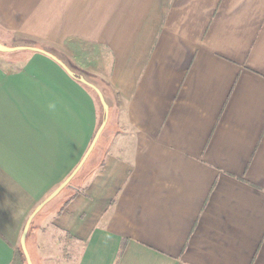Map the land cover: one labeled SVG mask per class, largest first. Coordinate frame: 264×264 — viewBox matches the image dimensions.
Wrapping results in <instances>:
<instances>
[{"label": "crops", "instance_id": "obj_1", "mask_svg": "<svg viewBox=\"0 0 264 264\" xmlns=\"http://www.w3.org/2000/svg\"><path fill=\"white\" fill-rule=\"evenodd\" d=\"M0 33L109 108L31 264H264V0H0ZM20 53L0 54V264L26 263L98 130L79 81Z\"/></svg>", "mask_w": 264, "mask_h": 264}, {"label": "water", "instance_id": "obj_2", "mask_svg": "<svg viewBox=\"0 0 264 264\" xmlns=\"http://www.w3.org/2000/svg\"><path fill=\"white\" fill-rule=\"evenodd\" d=\"M16 52H29V53H36V54L44 55V56L48 57L49 59H51L52 61H54L55 63H57L71 78L77 79L76 75H74L63 63H61L58 59H56L52 55L48 54L47 52H44L41 49H37V48H33V47H7V46L0 44V53L1 54H11V53H16ZM77 80L79 81L80 84H82L86 87H89L96 94V96L99 100V103L101 105L102 111H103L102 121L98 127V130H97L89 148L87 149L86 153L84 154L83 158L81 159V162L79 163V165L75 168V170L71 173V175H69L61 185H59L42 203H40L34 209L32 215L27 220V223L25 225L23 235L21 238V248H22V251H23V254H24V257H25L27 264H31V262H30L29 255L26 251L25 238H26V235H27V232H28V229H29V226H30L32 220L42 211V209L48 203H50L52 200H54L67 186H69L72 179L77 175V173L80 171V169L83 167V165L85 164V162L87 161V159L91 155V153L94 150L101 134L103 133V131L105 129L107 121H108L109 108H108V106L104 100L102 93L94 85L90 84L85 79L79 78Z\"/></svg>", "mask_w": 264, "mask_h": 264}, {"label": "rangeland", "instance_id": "obj_3", "mask_svg": "<svg viewBox=\"0 0 264 264\" xmlns=\"http://www.w3.org/2000/svg\"><path fill=\"white\" fill-rule=\"evenodd\" d=\"M0 40L1 41H5V40H7V42L8 41H10V36H8V35H5V34H3V33H0ZM0 41V42H1ZM25 43H27L26 45H24V43H22V42H19V47H33V48H37V47H35L34 45H33V43H28V42H25ZM0 44H3V43H0ZM10 47H12V46H10ZM37 49H40V48H37ZM22 53H29V52H21L20 53V55L22 54ZM1 54V53H0ZM15 54H19V52H16ZM31 54H33V53H31ZM1 55H6L5 57H8V56H12L13 54L11 53V54H1ZM24 54H22V56H23ZM21 56V57H22ZM77 76L78 77H81V78H83V79H85L87 82H89L88 81V79H87V77H82V74H77ZM90 84H92L91 82H89ZM82 87H85L86 89H87V91L91 94V96L93 97V99H94V101H95V103H96V107H97V109H98V125H99V123H100V121L102 120V117H103V111H102V109H101V107L99 106V103H98V101H97V96H96V94L94 93V91L93 90H91L89 87H86V86H84V85H82V84H80ZM95 156H93L90 160H89V162L87 163V165H86V167H85V169L83 170V172L81 173V175L79 176V178L76 180V183L78 184V183H80V182H82V180H84L88 175H89V173H91L92 172V170L94 169V166L96 165V157L94 158ZM97 162H98V160H97ZM68 195L67 194H65V196L64 197H67ZM53 203V202H52ZM22 257H23V255H21ZM71 260V256L70 255H67L66 256V261L67 262H69ZM26 264V263H25Z\"/></svg>", "mask_w": 264, "mask_h": 264}, {"label": "trees", "instance_id": "obj_4", "mask_svg": "<svg viewBox=\"0 0 264 264\" xmlns=\"http://www.w3.org/2000/svg\"><path fill=\"white\" fill-rule=\"evenodd\" d=\"M76 78L79 79V78H81V77H78V76L76 75ZM77 79H75V80L78 81ZM97 101H98V103H99L98 98H97ZM99 106L101 107L100 103H99ZM101 109H102V108H101ZM101 121H102V120H101ZM101 121H100L99 125L101 124ZM107 123H108V121H107ZM99 125H98V127H99ZM106 127H107V124H106L105 128H106ZM100 137H101V136H100ZM99 139H100V138H99ZM98 143H99V140H98L96 146L98 145ZM71 183H72V182H71ZM71 183H70V185H71Z\"/></svg>", "mask_w": 264, "mask_h": 264}]
</instances>
